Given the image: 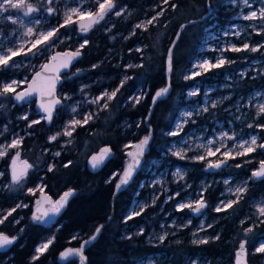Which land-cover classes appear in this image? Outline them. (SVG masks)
Instances as JSON below:
<instances>
[{"label":"rangeland","instance_id":"1","mask_svg":"<svg viewBox=\"0 0 264 264\" xmlns=\"http://www.w3.org/2000/svg\"><path fill=\"white\" fill-rule=\"evenodd\" d=\"M27 2L38 6L41 10L30 17H25L22 11L17 12L16 10L0 13V47L7 48L18 45L21 40H31L33 37L23 35L28 26L34 27L37 31H45L58 26L63 22L64 14L70 8L76 7L94 11L97 7L96 0H53L51 5L47 3V0H27ZM249 2L252 8L244 5L243 0H235V2L234 0H222L219 4L223 9L219 13L212 11V7L209 6L211 13L208 17L212 25L205 29L197 49V56L191 62L184 76L197 70L193 68V65L204 59L215 63L217 58L224 56L232 63H226L221 68L202 72L200 76L194 79L185 80L184 76L181 78L182 82L191 81V86L182 93V99L187 104L178 110L171 129L163 134L169 139L166 148L156 157L146 159L145 156L141 171L142 176L137 185V193L125 216L126 218L133 211H140L141 207H144L141 215L135 216L125 223V235L126 237H142L143 244L154 248L155 251L152 254L135 259L133 263L125 264H167L166 261L170 258L167 248L179 244L198 247L203 244L193 243L194 240L202 238H208L209 242L215 240L212 238L217 235L220 236L222 232V220L229 215L226 212L235 210L240 206L238 203L244 201L246 193L237 203L238 206L234 204L231 209L219 213L215 211L216 207L221 206L222 201L235 200L236 197L232 194L235 188L246 185L248 190L251 176H244V172L249 171L251 175L252 171L257 169L260 161L264 160V153L257 147L255 152L248 155L227 159L226 166L219 172L209 173L206 171L208 161L215 162L219 159H224L220 153H217L216 156L208 157L205 161L192 159V157L204 153V149L197 148V145L206 144L208 140H215V146H220L221 143L226 144L233 153L240 150L236 145L243 140H250L253 135L257 137L258 144L264 143V129L256 127L257 124H264V117L257 116V106L264 103V48L257 52L220 51V49L227 48L231 44H235L238 47H242L243 43H248L250 47L264 45V27H262L261 22L243 19L248 12L252 10L258 11L261 7H264V0H249ZM114 3L116 5L115 9L108 13L99 24H95L91 28V30L95 29L97 34L107 37L115 22L123 25L128 24L126 35L119 41L116 39L119 36L118 34L114 39L108 37L110 43L115 45V50L108 49L107 53L115 51L110 56L111 58H117V63L112 65V67H116L121 62V44L133 36L136 29L135 26L137 24H146L147 20L167 6L164 0H135V6L132 7L124 0H114ZM48 7L55 8L56 12L53 15H48L45 11ZM115 11H120L121 15H115ZM146 12L151 13V15L149 16V13L147 14ZM9 15L16 19L17 22L13 23L8 20L7 17ZM37 17L40 19L39 25L34 23ZM217 17L224 23L221 24L216 19ZM21 20L24 21L23 25L19 22ZM143 28L141 27L140 29ZM61 29L66 33L63 34V31L59 32V39L54 47L41 50L35 56L29 54L15 57L13 62H11L12 66L0 68V84L12 80L29 81L31 76L40 69V66L47 62L55 52L59 51L58 47H61L62 51L79 49L86 38L84 32L77 29L76 24ZM237 31L240 32L239 36L234 35ZM225 33L228 34L225 35ZM137 49H141V46L135 44L126 54L140 52ZM126 62L130 61L126 60ZM129 65L131 64L128 63ZM126 69L127 67L122 68V70ZM81 72L80 68L73 67L69 75L64 77V82H62L57 92V97L62 101L61 109L63 115L66 116V120L47 134L46 143L57 144L55 148L64 147L71 137L61 135L56 141H49L50 136L58 132L63 133L69 122L74 119L82 120L89 113L92 114L93 118L96 111L103 108L104 101L99 104L92 103V101L104 92L110 93L113 91L104 87L100 92L95 93L96 87H100L108 81L103 82L100 77L91 78V76H85L81 78L78 76ZM83 74L85 73L83 72ZM124 78L125 76L121 74L120 80H124ZM110 80L116 79L112 77ZM26 84L18 87L17 91L22 90ZM73 89L75 91L71 93ZM140 91L141 88L138 89V93ZM193 91L198 94L189 95ZM138 93L130 97V102L135 103L136 98H140ZM178 96L179 94L176 97ZM10 102L16 105L11 95L8 97L0 96V105H2L0 106V145L5 146L10 144L15 138H23V134H26L28 129L36 125L33 124L29 127L31 121L38 120L42 122L45 119L35 109V101L23 104L24 113L15 117L17 122L20 121L22 123V128L20 129V123H17L15 125L19 129L14 131L6 123V106ZM213 103L217 105L215 108L212 107ZM205 107L208 108L207 112L203 111ZM73 108L76 109L75 112H73ZM188 112L193 114L191 120H188V117L185 116V113ZM24 116H27V120L21 118ZM185 121L188 122L185 123ZM181 124L182 131L178 136L168 135L169 132L177 129V125ZM249 124H252L253 127L249 128ZM77 127L79 126H76L75 130ZM68 130H71V128ZM225 132L230 136H234L235 139L228 140L225 138L221 141V134ZM130 144L135 143L126 145ZM21 148L22 145L19 149H9L7 155L0 157V173H3V175H0V195H2L0 213L6 214L8 210L16 207L17 204H23L27 205V207L18 208L16 211L20 212L31 206V219L37 208V201L45 193V186L41 181H38L35 186H27L26 181L29 177L35 176L37 172L35 169L42 164L43 159L39 150L35 149L36 147L28 148L27 150H22ZM129 149L131 148H128L127 151ZM181 149L187 151L185 159H179L172 154L174 151ZM18 150L21 151V160H27L33 165V168L28 171V175L22 185L15 186L12 185L10 179L9 165L13 155ZM221 151H224V149L221 148ZM55 153L48 152L51 158L56 157ZM93 155H97V153L94 152L91 156ZM252 162L257 165L251 168L250 164ZM126 163L127 160L124 161L122 168L114 173L117 176L116 183L119 182ZM50 165L52 166L51 163H48L47 167ZM237 165L240 166L237 167ZM178 169L183 176L182 179L176 175ZM28 189H33L34 193H30ZM177 193L179 195H176ZM201 193H203V198L208 207L202 209L200 213H194L190 209L176 210L178 203L194 202L200 198ZM212 195L214 199H212ZM169 197H172V199H169ZM209 199H212V201ZM262 202H264V194L250 201L248 209L244 212L245 215L239 221V225L242 222H247V227L262 228V234L249 251V254L256 259L252 264H264V253L255 252V247L258 246L259 242L264 241V223L261 222L264 217L259 216L256 211V206ZM235 211L236 213L239 212L238 210ZM21 218L19 217V219ZM208 225H211V227H208ZM141 229H143V234L138 235L137 233ZM0 232L6 234L5 231ZM164 234H167L166 239L161 242L159 237ZM242 237L245 238L244 231L242 232ZM47 240L49 239L42 240L38 246H41ZM35 255H37L36 252ZM182 259L184 264H192V262H195V264H233L234 255L231 256V260L225 257L213 262L203 253L198 252L190 255V253L184 252L182 253Z\"/></svg>","mask_w":264,"mask_h":264},{"label":"trees","instance_id":"2","mask_svg":"<svg viewBox=\"0 0 264 264\" xmlns=\"http://www.w3.org/2000/svg\"><path fill=\"white\" fill-rule=\"evenodd\" d=\"M149 1V0H148ZM222 0H173L167 4L162 16L154 21L153 25H147V30L136 28L133 36L124 42L121 49L122 60L116 65L117 58H111L112 53L108 49H114L108 37L122 39L127 32L128 24L115 22L109 35L97 34L95 29L84 33L88 44L80 49L81 57L74 67L81 69L79 77H100L107 83L96 87L95 93L104 87L115 90L120 87L121 74L128 79L117 96L109 102L108 108H101L93 115L91 121L76 128L70 141L62 148H55L57 144H47V134L57 128L66 120L62 109L56 111L51 123L46 125L44 121L32 126L26 134H23L22 150L36 147L42 156V164L36 167L35 176L27 179V186H35L41 181L47 192L53 199H58L69 189L74 190V195L68 201L63 212L57 217L51 226H43L33 223L30 219L31 206L18 212L0 226V231H5L8 236H16L15 242L5 251L0 252V264H82L80 258H74L65 262L58 261L61 250L68 246H78L79 243L91 237L96 228L106 223L101 234L95 242L84 252L86 261L84 264H125L133 263L147 254L154 253L155 249L143 244V238L125 235V216L137 193V185L141 179V173L137 175L133 183L125 190L116 193L117 176L112 172L120 169L125 161V145L137 143L148 135L145 119L151 105V99L157 89L165 86L164 58L171 45L174 43V66L170 76L172 91L169 97L158 102L153 110L149 124L152 127V140L149 143V151L146 159L156 157L162 152L169 142L163 134L168 132L177 117L178 110L187 104L183 101L182 93L191 86V81L182 82L181 78L186 73L191 62L197 56V49L207 27L212 25L207 14V4L212 11L219 13L223 7L219 4ZM130 7L135 6V0H124ZM175 4L176 7H171ZM151 13L149 14V16ZM138 19V18H137ZM135 19V20H137ZM220 23H224L218 17ZM191 22V23H190ZM190 23L181 27L183 24ZM66 33L63 29L60 32ZM141 42L140 52L126 54L133 45ZM62 51L61 47H58ZM115 50V49H114ZM126 60L130 62H126ZM128 63L132 67H128ZM95 65V67H93ZM127 67L126 70H122ZM83 72L85 74H83ZM69 74H65L67 76ZM63 77V82H64ZM114 77L116 80H110ZM65 84V83H64ZM141 91L138 93V89ZM75 89L71 90L74 93ZM140 95V102H130L134 94ZM179 94L178 97H176ZM23 104L6 106L9 127L16 131L15 117L24 113ZM20 123V129L22 128ZM103 146H110L113 151L114 162L110 169L104 168L100 172H89L85 163L89 155ZM52 147V148H51ZM50 150V151H49ZM44 151H47L44 153ZM49 153L59 152L60 155L51 158ZM71 162L68 167L65 164ZM48 163L53 166V171H48ZM257 164L252 162L250 167ZM244 176H250V172H244ZM111 181V182H109ZM217 193V192H216ZM264 194V180L249 181V188L239 212L228 210L221 225L223 226L220 238L201 246L191 247L187 244H179L167 248L170 258L167 264H184L182 253L207 255L211 261H216L231 256L239 248V241L245 239L242 232L248 223L240 224V218L245 215L250 201ZM2 195H0L1 201ZM212 199L214 196L212 195ZM212 199L210 201H212ZM31 205V202H30ZM20 213V214H19ZM225 214V215H226ZM20 215V216H19ZM19 217H22L19 219ZM19 221V223H16ZM262 234V228L254 227L249 233L248 252L249 264L255 262L249 251ZM54 239L48 250L33 261L35 248L44 239ZM76 237V239H73ZM78 259L80 260L78 262Z\"/></svg>","mask_w":264,"mask_h":264},{"label":"snow or ice","instance_id":"3","mask_svg":"<svg viewBox=\"0 0 264 264\" xmlns=\"http://www.w3.org/2000/svg\"><path fill=\"white\" fill-rule=\"evenodd\" d=\"M235 2V0H234ZM47 3L51 5L53 3V0H47ZM165 4L170 3V0H164ZM244 5L248 6L249 8H252V5L250 4L249 0H243ZM97 7L95 10H83L81 8H70L68 9L64 14V19L61 24L58 26L52 27L50 29H47L45 31H37L34 27L28 26L26 27V31L24 32V36L26 37H33L31 40L25 41L21 40L18 45L10 46L7 48L0 47V68H7L12 66V63L15 57L24 55L27 56L29 54H32L35 56L38 52L41 50H47L49 48H52L55 46L56 41L59 39V32L61 28H66L69 26H72L73 24H78L81 32H87L90 28L93 27L95 24H99L100 21L105 19V16L112 12L116 5L114 3V0H96ZM171 7L175 8L176 5L172 4ZM10 10H16L17 12L23 13V16L30 17L34 13H38L41 9L38 6H34L32 3L27 2V0H0V13L9 12ZM48 15H53L56 12V9L53 7H48L46 10ZM115 15L119 16L121 15L120 11H115ZM163 12H158L155 16H153L151 19L147 20L146 24L141 25L137 24L136 28L144 27L145 30H147V25H153L154 21H156L159 16H162ZM8 20L12 21L13 23H16L17 20L14 19L11 15L7 17ZM244 20L247 21H260L262 24V27H264V7H261L258 11L252 10L248 12L243 17ZM86 21V22H85ZM22 25L24 24V21H19ZM36 25L40 24V19L37 17L34 21ZM181 27H184L183 25ZM135 34V33H133ZM228 33H225L227 35ZM260 34V33H258ZM234 35L239 36L240 32H235ZM88 44V40L84 39L83 43L80 45V48L75 51H65V52H57L54 55H52L47 62L42 64L40 66V69L36 71L31 79V81H17L12 80L10 82H5L0 84V96L2 97H8L9 95L12 96L17 102H23L30 100L31 97H33L34 94H38L41 98L40 108L43 110V112L46 114V119L48 122H51L53 119V113L55 110L56 105L60 104L61 101L59 99L55 98V89H56V83L60 79V73L62 69H67L72 64L73 60L78 58L81 55L80 49H83ZM30 45V46H28ZM175 45H173L174 47ZM261 48H264V45H258L255 47H250L248 43H243L242 47H238L235 44L229 45L227 48L220 49L222 52L226 51H232V52H241V51H251V52H257L260 51ZM215 50V49H214ZM137 51H141V49H137ZM226 63H232V61L228 60L226 57L221 56L216 59L215 63L208 59H204L196 64L193 65V68L197 69L195 71H192L189 75H185L183 78L185 80L194 79L197 76H200L202 72H208L212 69H218L224 66ZM167 72L171 74L173 72V66H174V56H173V49L169 48L168 55H167ZM95 67V65L93 66ZM128 67H132V65H129ZM131 79V77H125L124 80L121 81L120 87H123L124 83ZM27 83V87L22 89L21 91H17V88L21 85ZM120 87L116 88L115 90L109 92H104L100 96L96 97L92 103L99 104L101 101H104L102 107L108 108L109 102L112 101L116 96L117 93L120 91ZM170 84L159 89L155 96L153 97V103L156 102V100L160 97L165 96L169 91ZM198 93L193 91L190 92L189 95H197ZM45 98H47L45 100ZM139 98H136V103H139ZM2 106V105H0ZM217 105L215 103L212 104V107L215 108ZM76 109L73 108V112H75ZM203 111L207 112L208 108L205 107ZM192 113L188 112L185 113V116L188 117V120H191ZM257 116L258 117H264V103H261L257 106ZM22 119L27 120V116L21 117ZM92 119V114L89 113L83 117L82 120H72L69 122V125L65 128L63 133H56L55 135H52L49 137V141H56L59 136L65 135V136H72L73 131L75 130L76 126H83L89 122V120ZM188 121H185V123ZM40 121L34 120L29 123V127H31L33 124H38ZM249 128L253 127L252 124L248 125ZM256 127H259L261 129H264V124H257ZM71 128V130H68ZM5 130H7L5 128ZM182 131V124L177 125V129L175 131L169 132L168 135L171 136H178L180 132ZM228 140H234V136L228 135V133H222L220 140L223 141L224 139ZM151 139V132L149 131V134L143 137L139 142L135 144L125 145V149L131 148L132 151H128L126 155L129 157V162L127 163L126 167L123 170L122 175H120L119 182L116 184V189L119 191L123 185H127L129 181L131 180L133 174L138 169V167L141 164V158L144 156V153L148 147L149 141ZM23 143V138H15L11 141L8 145H0V157H4L7 155L9 149H19ZM216 141L215 140H208L206 144L201 143L197 145V148L204 149V153L192 157V159L198 160V161H205L208 157L216 156L217 153H220L224 159H219L215 162L208 161L207 167L208 169H219L221 168L225 163L227 159H234L236 156H245L249 153L255 152L256 148L259 147L260 149H264V143L257 142V137L253 135L250 140H243L241 141L236 147L240 149L239 151H236L233 153L231 149L228 148L226 144L221 143L220 146H215ZM221 148L224 149V151H221ZM174 156L178 157L179 159H185L187 156V151L185 149H181L178 151H174L172 153ZM54 155L59 156L60 153L56 152ZM111 156V149L110 148H102L98 155H93L90 160L91 167L95 170L99 168L104 161ZM71 162L69 161L68 164H65V167H68ZM240 165H237L239 167ZM11 182L12 185L20 186L22 185V182L25 180V178L28 175V171L33 168V165L30 164L27 160H21L20 159V152L17 151L15 155L11 159ZM48 171H53V166L48 167ZM0 175H3V173H0ZM176 175L180 176L182 179L183 176L180 172V170H177ZM252 179H264V160H261L259 163V167L252 171ZM111 182V181H109ZM30 193H34L33 189H28ZM231 191V190H230ZM247 192V186H239L235 188L234 191H232V194L236 197L235 200H229L227 202H221V206L216 207V212H221L227 209H231L234 204H237L239 200L243 197V195ZM74 195V190L69 189L68 191L64 192L62 196L58 200L53 201L51 197H44L43 201L46 205H48L42 212H40V209H37V212L40 214H33L32 219L37 222H45L46 218L50 216H55L60 213V211L66 207L68 200L70 197ZM176 195H179L177 193ZM169 199H172V197H169ZM39 204L40 201H37ZM21 207H27V205L23 204H17L16 207L10 209L7 211V213H0V224H3L8 217L12 216L14 212L18 208ZM146 207V206H145ZM208 207L207 203L205 202L203 198V193H201L200 198L197 199L194 202H186V203H178L176 205L177 211H183L184 209H190L194 213H200L202 209H205ZM144 207H141L140 211H133L131 214H129L125 218V223L128 220L133 219L135 216H139L143 213ZM256 211L259 214V216L264 217V202L260 203L256 206ZM264 223V220L261 221ZM16 223H19V221H16ZM191 223V221H189ZM243 224V222H242ZM104 226L101 225L96 228L95 233L89 237V239L84 240L79 248H69L65 252L61 253L62 258H67L68 256H78L84 264V261H86V257L84 256V249L85 247L95 241L97 237L101 234V230ZM208 227H211V225H208ZM203 230V228H201ZM254 230L253 227H247L244 229V235L245 239H242L239 241V248L236 251V264H247L246 259H242V257L247 256V250L246 245L248 244L247 236L249 233H252ZM138 235L143 234V229L140 230ZM167 234L161 235L159 237V240L163 242L166 239ZM128 239H131L132 237H127ZM220 237L217 235L216 237H213L212 239L218 240ZM17 237H9L8 235L4 234L3 232H0V248H5L15 242ZM54 237L52 239L47 240V242L43 243L41 246H38L35 249V252L37 255L33 256V261L38 260L39 256L42 255L45 251L48 250L49 246L54 242ZM73 239H76V237H73ZM193 243L196 244H207L209 243L208 238H202L198 240H194ZM255 252L257 253H264V241L259 242L258 246L255 247ZM192 264H195V262H192Z\"/></svg>","mask_w":264,"mask_h":264},{"label":"water","instance_id":"4","mask_svg":"<svg viewBox=\"0 0 264 264\" xmlns=\"http://www.w3.org/2000/svg\"><path fill=\"white\" fill-rule=\"evenodd\" d=\"M211 13V9H210V7H209V5L207 4V14L205 15V17H208V15ZM86 22V21H85ZM191 23V22H190ZM190 23H186V24H183V26H185V25H188V24H190ZM76 27L80 30V28H79V25L78 24H76ZM93 27H94V25H93ZM92 27V28H93ZM91 29V28H90ZM89 29V30H90ZM88 32V31H87ZM84 33H86V32H84ZM174 43L175 42H173V44L171 45V47L170 48H172L173 47V45H174ZM76 49H73V50H65V51H69V52H71V51H75ZM65 51H57V52H65ZM57 52H55V53H57ZM54 53V54H55ZM53 54V55H54ZM167 55H168V52L166 53V55H165V58H164V68H165V72H164V74H165V86H167V85H169L170 84V87H169V91H168V93L165 95V96H163V97H160V98H158L157 100H156V102L155 103H153V97L155 96V94H156V92L159 90V89H157L156 91H155V93L153 94V96H152V99H151V105H150V108H149V110H148V113H147V116H146V119H145V126L147 127V129H148V134H149V131L151 132V139H150V141L152 140V137H153V135H152V131H153V129H152V127L150 126V124H149V121H150V118H151V115H152V113H153V110H154V107H155V105L158 103V102H160V101H164V100H166L168 97H169V95L171 94V91H172V85H171V83H170V76H171V74H169L168 72H167V64H166V60H167ZM80 57H81V55L78 57V58H76L75 60H73V62H72V64L70 65V67L69 68H67V69H62L61 70V73H60V79H59V81L56 83V89H55V98L56 99H59L58 97H57V92L59 91V88L61 87V85H62V82H63V76L66 74V73H68L74 66H75V64L77 63V61L80 59ZM34 75V74H33ZM33 75L31 76V78H30V80H29V82L31 81V79H32V77H33ZM164 86V87H165ZM27 87V84H26V86L24 87V88H26ZM23 88V89H24ZM161 89V88H160ZM21 91V90H20ZM47 98H45V100H46ZM60 100V99H59ZM31 101H35V109L41 114V115H43L44 117H46V114L43 112V110L40 108V103H41V98L39 97V95L38 94H34L33 95V97H31L30 98V100H28V101H23V102H17L14 98H13V102H14V104H16V105H21V104H26V103H29V102H31ZM61 101V100H60ZM61 106H62V101H61V103L60 104H58V105H56V107H55V110H54V113H53V117H54V115H55V113H56V110H58L59 108H61ZM44 122H45V124L46 125H49L51 122H48L47 121V119L45 118L44 119ZM150 141H149V143H150ZM110 148L109 146H104V147H102V148ZM148 147H149V144H148ZM148 147H147V149H146V151H145V153H144V156L141 158V164H140V166L138 167V169L135 171V173L133 174V176H132V178H131V180L129 181V183L127 184V185H123L122 187H121V189L119 190V191H117L116 190V193H119L120 191H123V190H125L129 185H131L132 183H133V181H134V179L137 177V175L141 172V170H142V167H143V164H144V162H145V156L147 155V153H148ZM101 148V149H102ZM133 150V149H132ZM131 150V151H132ZM19 152H20V159H21V151L20 150H18ZM260 151L262 152V153H264V149H260ZM15 155V154H14ZM13 155V156H14ZM91 157L92 156H90L89 158H88V164H90V160H91ZM128 159H129V157H128ZM129 162V161H128ZM10 165H11V162H10ZM10 165H9V168H10ZM127 165V164H126ZM102 166H103V164L99 167V168H97V169H95L94 171H95V173H97L101 168H102ZM226 166V163L221 167V168H219V169H208V167L206 168V171L207 172H209V173H215V172H219L221 169H223L224 167ZM126 167V166H125ZM258 167H259V165H258ZM257 167V168H258ZM251 181L252 182H257V181H261V180H264V179H252V173H251ZM10 179H11V168H10ZM44 197H51L47 192H45L44 194H42L41 196H40V198H39V201H40V203L37 205V208H36V210H35V212L34 213H36V214H40L39 212H37V209L39 208L40 209V212H42L48 205H46L45 203H44V201H43V198ZM71 198V197H70ZM70 198H69V200H70ZM51 199L53 200V201H55V199H53L52 197H51ZM68 200V201H69ZM65 208H63L61 211H60V213L58 214V215H55V216H50V217H48V218H46V221L45 222H37V221H34L32 218H31V221L33 222V223H37V224H40V225H43V226H51V225H53L54 223H55V221H56V219H57V217L63 212V210H64ZM33 217V216H32ZM106 223H103V224H101V225H105ZM100 225V226H101ZM95 233V232H94ZM89 239V238H88ZM87 240V239H86ZM83 242V241H82ZM81 242V243H82ZM95 241H93L92 243H90V244H88L86 247H85V249H84V252L94 243ZM81 243H79V245L78 246H68V247H66V248H64L63 250H61L60 251V253H59V255H58V261L59 262H65V261H67V260H70V259H74V258H79L78 256H68L67 258H62L61 257V253L62 252H65L67 249H69V248H73V249H75V248H79L80 247V245H81ZM12 245V244H11ZM11 245H9V246H7V247H5V248H0V251H3V250H7ZM238 250V248L235 250V252H234V259H233V264H236V251ZM246 250H247V248H246ZM242 259H246V261H247V264H249V261H248V252H247V256L246 257H242Z\"/></svg>","mask_w":264,"mask_h":264},{"label":"flooded vegetation","instance_id":"5","mask_svg":"<svg viewBox=\"0 0 264 264\" xmlns=\"http://www.w3.org/2000/svg\"><path fill=\"white\" fill-rule=\"evenodd\" d=\"M142 10H143V8H142ZM147 14L149 13V12H146ZM150 14V13H149ZM148 14V15H149ZM77 28V27H76ZM78 29V28H77ZM128 41V40H127ZM138 45H140L141 46V42H139L138 43ZM142 48V47H141ZM71 71V70H70ZM70 71L67 73V74H69L70 73ZM64 77V76H63ZM62 77V78H63ZM57 111V110H56ZM56 114V113H55ZM104 147V146H103ZM110 147V146H109ZM102 148V147H101ZM101 148H99L97 151H96V153H97V155L99 154V152H100V150H101ZM110 149H111V147H110ZM132 149H129L128 151H131ZM127 151V149H125L124 150V154H125V161L127 160V163H128V161H129V159H128V156L126 155V153L128 152ZM148 151H149V147H148ZM91 155H89L88 156V158L90 157ZM88 158L86 159V163H85V166H86V169L89 171V172H95L94 171V169L91 167V164H88ZM114 156H113V151H112V149H111V156L109 157V158H107L105 161H104V163H103V166H102V168L98 171V172H100L101 170H103L104 168H107V170L108 169H110L111 167H112V165H113V162H114ZM126 163V164H127ZM126 166V165H125ZM125 166H124V168H125ZM122 168V167H121ZM120 168V169H121ZM120 169H115V170H113L112 172H117V171H119ZM142 171V170H141ZM141 173V175H142V172H140ZM60 198V197H59ZM58 198V199H59ZM58 199H55V200H58ZM1 252V251H0Z\"/></svg>","mask_w":264,"mask_h":264}]
</instances>
